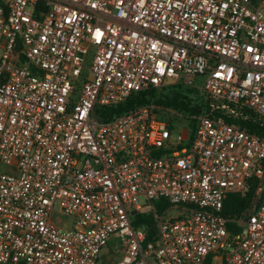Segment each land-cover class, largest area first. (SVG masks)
<instances>
[{"label": "built area", "instance_id": "built-area-1", "mask_svg": "<svg viewBox=\"0 0 264 264\" xmlns=\"http://www.w3.org/2000/svg\"><path fill=\"white\" fill-rule=\"evenodd\" d=\"M199 76V112L165 110L194 123L177 137L154 102L98 113ZM150 258L264 264V0H0V264Z\"/></svg>", "mask_w": 264, "mask_h": 264}, {"label": "trees", "instance_id": "trees-1", "mask_svg": "<svg viewBox=\"0 0 264 264\" xmlns=\"http://www.w3.org/2000/svg\"><path fill=\"white\" fill-rule=\"evenodd\" d=\"M183 89L186 90L183 85H171L164 87L161 91L152 89L140 92L130 97L125 103L121 105L112 107H100L98 108V113L100 114L102 120L108 122L116 116L122 115L133 108L151 102H154L158 107L161 108V110L159 111L173 109L180 112L181 114L190 115L199 112L200 106L197 104L196 100L191 97V95L189 94L190 91L185 92L183 91ZM249 128L254 132H258V130L252 126H249ZM254 197L255 182L252 180L251 189L245 197L241 196L240 194L229 195L225 203V214L230 217H236L240 212L251 206ZM158 206L160 207L159 211L161 213L168 207V202L166 200H160L158 201ZM134 225L148 228L150 230L148 241H152L154 239V235H156V229L154 227L155 220L152 215H138L134 220ZM234 227V224H229L230 230H233Z\"/></svg>", "mask_w": 264, "mask_h": 264}, {"label": "rangeland", "instance_id": "rangeland-1", "mask_svg": "<svg viewBox=\"0 0 264 264\" xmlns=\"http://www.w3.org/2000/svg\"><path fill=\"white\" fill-rule=\"evenodd\" d=\"M205 82V77L199 76L194 78V87L191 86H183L186 88L183 89V91L188 92L190 91V95L195 98L194 100H200V96H201V88L203 87ZM167 93V91H166ZM160 113L162 114V116H165L167 120L172 121L174 123H176V128L174 131L175 136H179L182 131L187 128L192 130L194 123L192 122V120L190 119H186V118H181L179 116H177L175 113L173 112H166V111H160ZM141 202L143 204H147L146 200L141 197ZM159 206H158V202H155L153 204H151V208L148 209L147 211H144L143 215H152L154 217L155 220V225L157 224V219L155 218V214H163V212L160 213L159 211ZM168 208V207H167ZM181 210L179 209V207H173L171 208L169 211L166 212V217L165 218H169V217H176L178 216L181 212ZM187 214H185L186 216ZM138 215L135 216V219L137 218ZM52 219L55 223H58L61 227L63 228H72L74 225V219L63 215V214H59L57 212H54L52 214ZM116 244L114 242H110L108 248L105 250V254L103 256V260L105 261L107 257H111L113 258V260H117L118 258L121 257V250L120 248H116ZM149 263L150 264H156V261L154 258H150L149 259Z\"/></svg>", "mask_w": 264, "mask_h": 264}]
</instances>
